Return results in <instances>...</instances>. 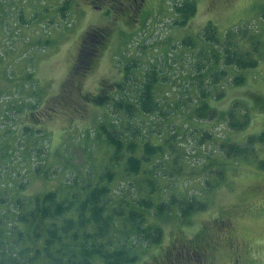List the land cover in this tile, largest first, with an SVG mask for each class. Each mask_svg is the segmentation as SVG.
I'll return each mask as SVG.
<instances>
[{
	"label": "rangeland",
	"instance_id": "374dc122",
	"mask_svg": "<svg viewBox=\"0 0 264 264\" xmlns=\"http://www.w3.org/2000/svg\"><path fill=\"white\" fill-rule=\"evenodd\" d=\"M93 1L101 8L92 0H0V192L30 198L78 190L72 185H85L103 171L113 151L98 132L100 121L109 127L121 118L163 151L139 175L128 178L123 165L116 168L115 192L143 196L152 180L156 201L175 193L208 205L186 222L176 212L152 216L163 240L133 264H202L190 246L221 221L229 225L234 247H220L203 263L264 264V143L256 141L247 160L224 151L264 132V61L245 71L226 67L222 46L203 36L211 23L221 40L248 29L242 47L254 38L264 43V0H195L197 13L183 26L175 25V7L184 0H145L139 11L128 0ZM92 29H103L107 40L92 68L73 74ZM126 65H133L140 84L158 73L157 113L120 117L94 101L105 89L113 97ZM222 69L227 76L215 84L213 75ZM239 75L245 80L236 85ZM202 91L214 109L206 119L197 111ZM233 107L239 119L249 118L244 129H234L224 116ZM137 142L140 155L141 136Z\"/></svg>",
	"mask_w": 264,
	"mask_h": 264
},
{
	"label": "trees",
	"instance_id": "16d2710c",
	"mask_svg": "<svg viewBox=\"0 0 264 264\" xmlns=\"http://www.w3.org/2000/svg\"><path fill=\"white\" fill-rule=\"evenodd\" d=\"M197 10L195 0H184L176 5L175 11L180 19L175 25H186ZM249 34L248 29L229 31L221 40L216 27L210 23L203 36L206 41L222 46L224 66L245 71L264 61L261 39L254 38L242 47ZM105 40L107 35L103 29L88 32L73 74L82 75L92 68ZM123 76L113 87V97L112 92L104 94L108 93L105 89L95 97L96 104L110 107L113 114H120V117L157 113L160 110L155 97L158 73L150 72L148 80L140 84L133 76V65H126ZM221 76L226 77L227 70L215 72L213 82L218 83ZM244 80L239 75L233 83L241 85ZM201 93L204 102L197 109L198 115L201 119L210 118L214 109L206 104L208 93ZM236 111L233 107L224 116L234 129H244L249 118L243 115L239 119ZM121 120L110 122L109 127L107 122L100 121L98 132L113 151L103 171L85 185H78L77 181L72 185H77L78 190L69 189L66 193L50 190L30 198L13 197L14 200L0 192V264H133L144 250L163 240L162 227L150 223L152 216L162 217L176 212L182 222H186L195 213L207 209V203L196 195L183 197L172 193L168 200L156 201L153 197L154 181L148 179L151 188L146 195L128 197L115 192L113 186L119 173L116 168L123 165V173L128 178L139 175L143 164L163 151L161 145L145 141V135H140L138 127L131 128L129 121L123 125ZM139 136L144 141L140 155ZM256 141L264 143V132L258 138L250 137L244 146L230 144L225 147L226 156L235 160L252 158ZM260 164L264 167V162Z\"/></svg>",
	"mask_w": 264,
	"mask_h": 264
},
{
	"label": "flooded vegetation",
	"instance_id": "af4514ba",
	"mask_svg": "<svg viewBox=\"0 0 264 264\" xmlns=\"http://www.w3.org/2000/svg\"><path fill=\"white\" fill-rule=\"evenodd\" d=\"M104 1V0H103ZM120 1V0H115ZM128 5L130 9L139 11L143 6L145 0H128ZM94 4L95 2L92 1ZM124 5L123 2H121ZM96 8H101V6H95ZM229 225L224 222H219L214 227L213 231H206V233L199 236L195 243L190 246L191 253L196 259L197 263H202L207 260L209 256H212L220 247L227 245L228 247H234V242L231 236H229ZM168 264H174V262H169Z\"/></svg>",
	"mask_w": 264,
	"mask_h": 264
}]
</instances>
